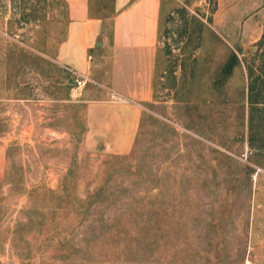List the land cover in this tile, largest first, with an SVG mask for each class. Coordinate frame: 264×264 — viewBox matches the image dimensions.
Here are the masks:
<instances>
[{"label":"rangeland","instance_id":"obj_1","mask_svg":"<svg viewBox=\"0 0 264 264\" xmlns=\"http://www.w3.org/2000/svg\"><path fill=\"white\" fill-rule=\"evenodd\" d=\"M163 5L160 52L180 88L165 89L172 75L162 74L159 103L145 105L133 148L116 155L84 142L83 100L99 85L76 87L52 58L63 1L0 0V264H264V150L247 141L244 65L264 0ZM179 6L204 22L191 81L178 65ZM232 53L238 63L214 88Z\"/></svg>","mask_w":264,"mask_h":264},{"label":"crops","instance_id":"obj_2","mask_svg":"<svg viewBox=\"0 0 264 264\" xmlns=\"http://www.w3.org/2000/svg\"><path fill=\"white\" fill-rule=\"evenodd\" d=\"M62 1L66 26L52 58L103 84L94 87L99 97L83 100L84 142L89 149L126 154L134 146L145 105L159 103L156 83L166 67L160 52L163 0ZM8 148L7 139L0 138V182Z\"/></svg>","mask_w":264,"mask_h":264},{"label":"trees","instance_id":"obj_3","mask_svg":"<svg viewBox=\"0 0 264 264\" xmlns=\"http://www.w3.org/2000/svg\"><path fill=\"white\" fill-rule=\"evenodd\" d=\"M176 11L181 13L183 23L178 30V34L186 36L185 41L182 46L183 50V61L180 65L183 70L184 80L189 78L191 81L195 77V61L196 57L193 55V50L200 47V37L203 30L204 22L201 21L196 15H191V18H187L185 13V8L183 6L177 7ZM184 11V12H183ZM170 12L166 14V20L169 18ZM210 20V19H209ZM167 29L163 30V34H166ZM196 36V43H191L192 37ZM191 44V49L184 51L185 47ZM255 50L250 54V56L244 59V65L246 70V91L245 97L248 105L247 114V128H248V145L251 148L258 150H264V22L263 30L259 39L254 43ZM167 55V53H165ZM168 58V57H167ZM182 59V58H181ZM188 60V63L186 62ZM238 63L237 55L232 53L227 61L222 65L219 73L213 79V87L221 88L225 83L226 78L231 73L233 67ZM177 63H174V65ZM167 70L172 79L169 80V85H162L167 88H174L175 92H178L176 87L178 84V79L175 75V69L172 67L169 69L168 63L165 67V73ZM163 76V75H162ZM190 92V87L186 89L185 94ZM184 95V94H183ZM180 98V97H179ZM179 98H176L177 100ZM179 101H184V99H179Z\"/></svg>","mask_w":264,"mask_h":264},{"label":"built area","instance_id":"obj_4","mask_svg":"<svg viewBox=\"0 0 264 264\" xmlns=\"http://www.w3.org/2000/svg\"><path fill=\"white\" fill-rule=\"evenodd\" d=\"M66 68L69 71H71L72 74L74 75V82H75L76 87H79V88L83 87L86 83H93V84L101 86L99 82H97L95 79H93L89 75L82 73L80 71H77L76 69H73L70 67H66ZM112 97H117V95L115 93H112Z\"/></svg>","mask_w":264,"mask_h":264}]
</instances>
